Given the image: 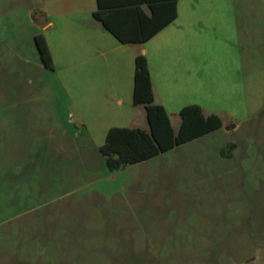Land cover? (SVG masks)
<instances>
[{
  "label": "rangeland",
  "instance_id": "rangeland-1",
  "mask_svg": "<svg viewBox=\"0 0 264 264\" xmlns=\"http://www.w3.org/2000/svg\"><path fill=\"white\" fill-rule=\"evenodd\" d=\"M96 7L0 0V264H216L217 246L202 244L216 221H264V188L224 205L214 184L230 142L234 159L264 156V0H178V18L134 47L97 23ZM140 49L176 129L189 104L227 127L110 171L99 150L109 128H148L133 101ZM246 245L217 259L242 264Z\"/></svg>",
  "mask_w": 264,
  "mask_h": 264
},
{
  "label": "trees",
  "instance_id": "trees-1",
  "mask_svg": "<svg viewBox=\"0 0 264 264\" xmlns=\"http://www.w3.org/2000/svg\"><path fill=\"white\" fill-rule=\"evenodd\" d=\"M95 19L121 43H143L177 18V0H97ZM35 42L43 62L52 66V53L47 39L36 35ZM136 105L146 110L148 128L140 126L110 127L99 150L110 171L140 163L200 138L223 127L217 113L206 114L199 104L184 106L176 129L165 106L156 101L148 60L145 54L135 58L134 94ZM235 143L221 153L230 156Z\"/></svg>",
  "mask_w": 264,
  "mask_h": 264
},
{
  "label": "crops",
  "instance_id": "crops-1",
  "mask_svg": "<svg viewBox=\"0 0 264 264\" xmlns=\"http://www.w3.org/2000/svg\"><path fill=\"white\" fill-rule=\"evenodd\" d=\"M96 5H97V7H96V9L93 10V13L98 8L97 0H96ZM93 17H94V15H93ZM177 18H178V0H177ZM94 19H95V17H94ZM95 20L97 21V23H100V25H102V23L100 21H98L97 19H95ZM174 21H172L171 23H173ZM171 23H169L166 27H168ZM102 27H104V26L102 25ZM166 27L161 29L154 36H157L160 32H162L164 29H166ZM104 38L105 37H102V35H96L95 40H94L95 46L102 45ZM143 43H145V42H143ZM143 43L130 42V43H126V45L128 44V45L134 47L137 45H141ZM121 44L124 45L125 43H121ZM98 50L100 51V48ZM145 51H147V50H144V49L138 50L136 55H134V59L136 58V56L138 54H144L143 52H145ZM148 66H149V62H148ZM149 70H150V74H151L150 66H149ZM151 79H152V84H153L152 74H151ZM153 89H154L155 98H156V92H155L154 84H153ZM159 103H161V102H159ZM161 104L164 105V103H161ZM165 108H166V106H165ZM204 112H205V110H204ZM205 113L210 114L207 112H205ZM224 127H227V125L225 123H224L222 128H224ZM231 128L235 129L236 125L233 124V127H231ZM233 143H235L236 145L232 149L231 155L230 156H223V160H220V162H219L221 167H219L216 170V177H214V184L219 189V190H216V196H219V198H221L224 205L227 204V202L229 200L231 202V201H234V198L241 196V193L244 190V188L248 190V191H246L247 193H251L252 195H255V191H257V190L260 191V190H262V188H264V183H263L264 182V175L260 174L262 169H261V167H259V166L264 165V156L247 157V158L245 157V158L234 159L235 158L234 153H235V150H237L239 148V144L237 142H233ZM230 160L232 162L227 164V165H231V167L225 169L224 166H227V165H225L224 162L230 161ZM233 161H235V162L233 163ZM246 166H249L248 171L250 170L252 172L253 178H256V179L258 178L256 181V184H255L256 188H255V186L247 187L248 182H247L245 176H243L245 171H247ZM225 171H226V173H225ZM242 172H243V174H242ZM236 174L238 175L237 177L234 176ZM227 176H233V179L231 181L228 179L229 183L225 182V177H227ZM211 179H209V183H210L209 192L212 191L211 187L213 186L211 183L212 182ZM206 180H207V178H206ZM203 187H205V185ZM233 192H236V194L234 195L235 197L233 196ZM205 193H208V191H206ZM229 198H231V199H229ZM220 211H221V213L223 212V207L220 208ZM250 212L252 213V209ZM251 213H250V217L252 216ZM220 222L221 223H219L218 221L215 222L216 223L215 224V230L217 231L216 238L211 239V238L205 237L204 238L205 241L202 243V244L217 246V248L214 250V253L212 252L213 262H216V264H220V262L217 258L224 256V255L230 256L231 254H233V251H237L236 248H238L239 246H241V247L245 246L248 243L246 245V246H248V251L246 250L247 253L244 255L246 257H243V260L241 261V263L242 264H264V221L263 222H261V221L260 222L249 221L247 225H241L240 223H235V221H233L232 218H229V217L223 215ZM243 237H245V239H247V242H245ZM206 252L207 251H205V253ZM206 256H208V253H206ZM214 258L217 259V261H215ZM235 262H237V261H235Z\"/></svg>",
  "mask_w": 264,
  "mask_h": 264
}]
</instances>
